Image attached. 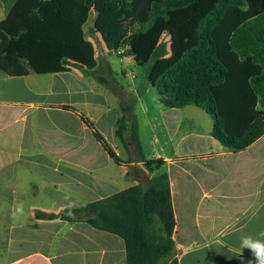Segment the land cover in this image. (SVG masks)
Segmentation results:
<instances>
[{
  "label": "crops",
  "instance_id": "0c3cea01",
  "mask_svg": "<svg viewBox=\"0 0 264 264\" xmlns=\"http://www.w3.org/2000/svg\"><path fill=\"white\" fill-rule=\"evenodd\" d=\"M16 2L0 0V22ZM95 18L92 10L84 31L96 49ZM103 46L98 66L112 71L119 95L72 63L49 74L0 69V264H125L120 237L37 213L82 208L159 173L171 187L179 264H255L242 239L264 241V135L245 150L227 149L213 138L205 110L165 107L147 74L134 70L127 83L130 73L115 69L114 53ZM121 58L140 69L133 57ZM132 101L142 152L163 160L160 170L148 172L129 134L128 146L117 134L123 105Z\"/></svg>",
  "mask_w": 264,
  "mask_h": 264
},
{
  "label": "trees",
  "instance_id": "16d2710c",
  "mask_svg": "<svg viewBox=\"0 0 264 264\" xmlns=\"http://www.w3.org/2000/svg\"><path fill=\"white\" fill-rule=\"evenodd\" d=\"M92 10L93 33L109 52L124 50L139 67L152 62L148 80L165 107L205 110L213 120V138L235 152L264 135V0H17L0 22V69L25 76L64 72L72 63L119 95V83L111 70L107 74L98 66L84 31ZM164 35L169 49L161 43ZM134 102L123 105L117 134L126 146L129 134L148 172L160 170L164 161L142 152ZM95 136L121 164L105 139ZM37 216L84 221L120 237L125 264H179L165 173L85 207Z\"/></svg>",
  "mask_w": 264,
  "mask_h": 264
},
{
  "label": "rangeland",
  "instance_id": "374dc122",
  "mask_svg": "<svg viewBox=\"0 0 264 264\" xmlns=\"http://www.w3.org/2000/svg\"><path fill=\"white\" fill-rule=\"evenodd\" d=\"M87 36L90 34L89 32H86ZM94 43L96 45V55L97 58L101 59L105 56V50H104V46H103V41L100 35L94 36ZM161 43H163L164 45H166L167 49H169L170 46V38L168 35H164L162 37ZM104 52V54H103ZM124 52V50L122 51ZM121 57H125L124 53L119 54V53H114L111 54V62L113 63L115 69H119L121 67H123L124 70L128 71V73H130L129 75V80L127 81V83H130V79H131V72L138 71L140 72L141 76L142 74L146 75L148 73V70L150 69V67L152 66V62L149 63L146 67H140V69L136 68L133 64L130 65L127 63V61ZM155 94V92H154Z\"/></svg>",
  "mask_w": 264,
  "mask_h": 264
},
{
  "label": "clouds",
  "instance_id": "9594fccd",
  "mask_svg": "<svg viewBox=\"0 0 264 264\" xmlns=\"http://www.w3.org/2000/svg\"><path fill=\"white\" fill-rule=\"evenodd\" d=\"M68 207L70 208L72 205L69 204ZM242 247L251 250L255 257V264H264V241L258 239L254 240L251 237H244L242 239ZM249 264H251V261Z\"/></svg>",
  "mask_w": 264,
  "mask_h": 264
},
{
  "label": "built area",
  "instance_id": "2783aa9c",
  "mask_svg": "<svg viewBox=\"0 0 264 264\" xmlns=\"http://www.w3.org/2000/svg\"><path fill=\"white\" fill-rule=\"evenodd\" d=\"M123 50H121V51H119V54H122V53H124V52H122Z\"/></svg>",
  "mask_w": 264,
  "mask_h": 264
}]
</instances>
